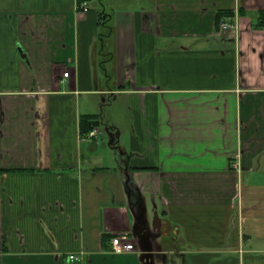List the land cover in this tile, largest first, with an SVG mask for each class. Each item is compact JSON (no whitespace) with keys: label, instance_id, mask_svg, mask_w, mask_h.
<instances>
[{"label":"crops","instance_id":"1","mask_svg":"<svg viewBox=\"0 0 264 264\" xmlns=\"http://www.w3.org/2000/svg\"><path fill=\"white\" fill-rule=\"evenodd\" d=\"M259 9L0 0V264H264Z\"/></svg>","mask_w":264,"mask_h":264},{"label":"trees","instance_id":"2","mask_svg":"<svg viewBox=\"0 0 264 264\" xmlns=\"http://www.w3.org/2000/svg\"><path fill=\"white\" fill-rule=\"evenodd\" d=\"M83 1V0H79ZM238 14L241 15H250V12L244 10L243 8H238L236 11ZM235 15V11L233 10H222L216 13V26L219 25L220 20L223 17L228 19L233 18ZM251 27L256 29H263L264 28V9H259L253 13L251 18ZM79 130L80 134L87 135L91 130L95 129V127L99 124V120L97 119L96 115L94 114H81L79 116Z\"/></svg>","mask_w":264,"mask_h":264},{"label":"built area","instance_id":"3","mask_svg":"<svg viewBox=\"0 0 264 264\" xmlns=\"http://www.w3.org/2000/svg\"><path fill=\"white\" fill-rule=\"evenodd\" d=\"M84 4V3H83ZM82 4V10H87V7ZM229 23L226 20L221 21L219 28L221 30H225L229 27ZM68 71H64L63 75L66 77L68 76ZM95 130H91L88 135L94 134ZM110 250L113 253H126L133 251L136 247L132 239L128 236L127 233H118L110 239ZM68 260L73 262L74 264H77V262L80 260V257L76 254H69Z\"/></svg>","mask_w":264,"mask_h":264},{"label":"rangeland","instance_id":"4","mask_svg":"<svg viewBox=\"0 0 264 264\" xmlns=\"http://www.w3.org/2000/svg\"><path fill=\"white\" fill-rule=\"evenodd\" d=\"M99 98V97H98ZM96 101H97V99H96ZM107 101H109V98H108V100ZM110 101H111V98H110ZM116 108H118V107H115V105L114 106H104V112H103V114H111V113H113L114 111L116 112ZM97 111V110H96ZM118 113H120V112H118ZM114 143V142H113Z\"/></svg>","mask_w":264,"mask_h":264},{"label":"water","instance_id":"5","mask_svg":"<svg viewBox=\"0 0 264 264\" xmlns=\"http://www.w3.org/2000/svg\"><path fill=\"white\" fill-rule=\"evenodd\" d=\"M152 227L156 228L157 230H160V219L155 211H154V218L152 220Z\"/></svg>","mask_w":264,"mask_h":264}]
</instances>
